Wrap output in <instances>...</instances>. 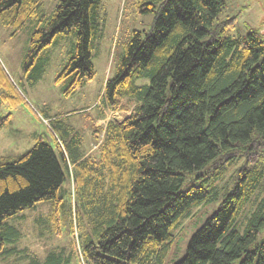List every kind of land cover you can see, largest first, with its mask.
Listing matches in <instances>:
<instances>
[{
  "label": "trees",
  "instance_id": "obj_1",
  "mask_svg": "<svg viewBox=\"0 0 264 264\" xmlns=\"http://www.w3.org/2000/svg\"><path fill=\"white\" fill-rule=\"evenodd\" d=\"M224 3H137L154 12L152 24L132 31L101 95L106 107L130 112L108 121L98 157L84 155L58 117L46 118L55 146L37 137L22 153L0 155V256L19 250L20 230L8 220L40 201L57 204L70 173L85 264H264V237L256 241L264 226V37L256 29L225 35L235 17L216 20ZM41 6L0 0V25L13 35L34 24L24 68L58 35L74 34L56 76L69 94L95 73L99 0H60L50 13ZM9 121L0 115V128ZM221 194L184 254L167 260L182 219ZM71 263V254L51 250L28 264Z\"/></svg>",
  "mask_w": 264,
  "mask_h": 264
},
{
  "label": "rangeland",
  "instance_id": "obj_2",
  "mask_svg": "<svg viewBox=\"0 0 264 264\" xmlns=\"http://www.w3.org/2000/svg\"><path fill=\"white\" fill-rule=\"evenodd\" d=\"M41 1L42 10L50 13L60 0ZM139 1L159 4L162 0H99L98 29L92 46L95 73L69 94L64 93L65 82L56 81V76L74 48V34L58 35L43 50L41 58L24 68L34 24L29 22L13 35L9 26L0 25V115L10 113V121L0 128V155L22 153L32 146L37 137L55 146L56 137L46 118L58 117V125L66 128L69 136L78 135L83 154L98 157L108 121L122 119L130 112L129 109L103 108L101 95L107 77H112L117 71L132 31L146 30L152 24L154 12L139 11L136 7ZM224 1L216 20L235 17L234 25L225 31V35L245 36L248 31L256 29L264 37V0ZM6 80L9 81V89L4 87ZM187 185L188 182L183 187ZM73 190V179L69 173L59 190L61 198L57 204L54 200L40 201L35 207L20 211L19 216L8 220L20 230V236L14 243L19 250L10 256H0V264H28L31 256L41 260L51 250L71 254V264H85L79 252ZM222 196L194 206L190 216L182 219L181 225L174 230L176 242L167 260H176L184 254L185 240L218 206ZM70 203L71 210H74L71 216L68 210ZM55 205L58 207L55 208ZM248 211L249 204L239 218L243 219ZM263 237L264 226L256 241Z\"/></svg>",
  "mask_w": 264,
  "mask_h": 264
},
{
  "label": "crops",
  "instance_id": "obj_3",
  "mask_svg": "<svg viewBox=\"0 0 264 264\" xmlns=\"http://www.w3.org/2000/svg\"><path fill=\"white\" fill-rule=\"evenodd\" d=\"M103 108H105V105H103Z\"/></svg>",
  "mask_w": 264,
  "mask_h": 264
}]
</instances>
